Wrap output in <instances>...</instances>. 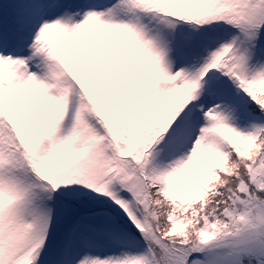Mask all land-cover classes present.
Segmentation results:
<instances>
[{
  "label": "snow or ice",
  "instance_id": "snow-or-ice-1",
  "mask_svg": "<svg viewBox=\"0 0 264 264\" xmlns=\"http://www.w3.org/2000/svg\"><path fill=\"white\" fill-rule=\"evenodd\" d=\"M0 264H264V0H0Z\"/></svg>",
  "mask_w": 264,
  "mask_h": 264
}]
</instances>
